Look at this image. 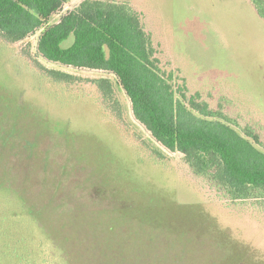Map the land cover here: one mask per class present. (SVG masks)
I'll return each instance as SVG.
<instances>
[{"label":"rangeland","instance_id":"374dc122","mask_svg":"<svg viewBox=\"0 0 264 264\" xmlns=\"http://www.w3.org/2000/svg\"><path fill=\"white\" fill-rule=\"evenodd\" d=\"M81 1L67 0L51 24ZM113 1L139 15L164 70L179 72L211 108H231L227 117L240 132L252 128L264 149V21L250 0ZM38 35L10 46L21 58L0 46V216L29 209L66 264H264V215L233 224L239 237L219 224V206L180 170L190 171L184 159L134 120L114 80L47 63L36 55ZM31 67L109 80L132 139L168 165L149 161L93 97Z\"/></svg>","mask_w":264,"mask_h":264},{"label":"trees","instance_id":"16d2710c","mask_svg":"<svg viewBox=\"0 0 264 264\" xmlns=\"http://www.w3.org/2000/svg\"><path fill=\"white\" fill-rule=\"evenodd\" d=\"M250 1L264 21V1ZM66 2L0 0V46L14 53L11 45L23 44L39 34L36 55L47 63L111 77L127 98L134 120L165 151L184 159L190 171L180 170L193 177L213 198L212 204L219 206L212 213L219 224L239 237L233 224H254L259 214L264 215V149L259 135L249 126L240 132L239 126L224 113L231 108L222 103L211 108L201 93L190 91L179 72L164 70L141 18L126 4L82 0L51 24L52 18L63 12ZM70 37L73 42L64 47ZM31 69L68 90L93 97L149 161L168 165L169 158L144 149L132 139L109 80H78L65 72ZM80 81H88V87ZM200 178L223 188L224 197L213 194ZM225 198L231 202H225ZM249 200L256 201L240 203ZM22 214L13 209L0 216V264H66L59 247L41 231L30 210L25 209ZM249 229H254L253 225Z\"/></svg>","mask_w":264,"mask_h":264}]
</instances>
